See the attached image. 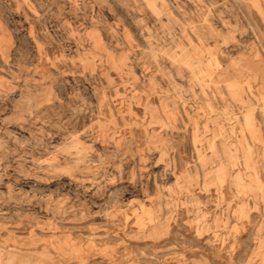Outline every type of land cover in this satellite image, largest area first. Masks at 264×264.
<instances>
[{
  "label": "rangeland",
  "instance_id": "rangeland-1",
  "mask_svg": "<svg viewBox=\"0 0 264 264\" xmlns=\"http://www.w3.org/2000/svg\"><path fill=\"white\" fill-rule=\"evenodd\" d=\"M0 264H264V0H0Z\"/></svg>",
  "mask_w": 264,
  "mask_h": 264
}]
</instances>
